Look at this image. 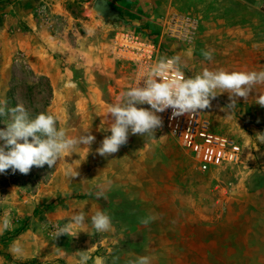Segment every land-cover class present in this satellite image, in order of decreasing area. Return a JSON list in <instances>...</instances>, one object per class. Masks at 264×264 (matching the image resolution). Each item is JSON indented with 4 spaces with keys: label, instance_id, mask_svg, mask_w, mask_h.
<instances>
[{
    "label": "rangeland",
    "instance_id": "rangeland-1",
    "mask_svg": "<svg viewBox=\"0 0 264 264\" xmlns=\"http://www.w3.org/2000/svg\"><path fill=\"white\" fill-rule=\"evenodd\" d=\"M92 5L86 6L85 11V5L79 0H65L61 3L62 11L51 14L45 3L39 2L37 6L41 10L36 13V29L22 19H4V22L0 19V102L6 101L8 108L22 104L33 117L42 112L51 114L57 121V129H65L70 137L84 135L89 129L96 137L90 151L86 145L77 146L74 153L51 169L45 165L33 167L27 175L18 171L13 174L11 169L0 174V220L7 215L11 222L9 230L0 233V264H3V242L15 239L26 230L42 234L57 249L72 256L87 251L84 254L91 257L87 264H94L98 256L103 264H130L136 259L129 260L112 242L118 229L136 246L144 234L159 235L164 228L170 230L167 234L173 239L182 232L180 227L190 230L195 218L199 219V227H209L216 222L217 214L229 210L232 219L237 221L233 223L237 232V223L245 211V192L256 189L263 194L247 199V234L261 239L260 235H264V164L258 171L254 163L249 165L246 154L256 160L264 145H255L253 141L245 147L236 134L239 121L224 120L216 124V132L241 144L242 162L208 172L199 170L188 152L164 127L155 135H129L127 143L115 154L102 157L96 153L105 135H110L100 130L107 107L116 103L120 93L140 83L155 59L164 53L158 46L154 49L152 40L137 34L129 24L105 22L92 10ZM2 11L5 9L0 0V16ZM174 13L202 20L191 10H175L171 14ZM34 31H37L36 36ZM37 34H40L41 44L49 47L45 51L38 48ZM197 36L198 32L195 39ZM45 69L53 79L42 72ZM70 81L77 86L66 88L65 84ZM235 119H239L238 115ZM6 122V117L0 118V129ZM247 132L252 137L257 134ZM65 170L70 173L86 170L96 180L95 191L78 192L71 197L52 194L49 184L53 185ZM129 170L146 182L140 178L138 183L130 182L131 185L126 186L122 183L126 179H120ZM159 175H162L160 179ZM155 180L165 191L161 200L157 193L143 195L145 200L140 199L137 189L159 186ZM152 192L155 191L152 189ZM98 193L103 194L99 199ZM40 197H43L41 202ZM69 198H74L76 204L68 203ZM86 198L110 215L112 230L97 233L89 217L83 226H74L69 235L55 240V226L67 224L71 217L67 215L73 209L86 214V206L80 205ZM148 217L153 219L147 225L141 223ZM259 242L249 241V246L259 245ZM261 245L264 249V243ZM79 260L80 255H77L73 264H79ZM57 262L64 264L63 260Z\"/></svg>",
    "mask_w": 264,
    "mask_h": 264
},
{
    "label": "crops",
    "instance_id": "crops-1",
    "mask_svg": "<svg viewBox=\"0 0 264 264\" xmlns=\"http://www.w3.org/2000/svg\"><path fill=\"white\" fill-rule=\"evenodd\" d=\"M63 1L65 0H1L5 11H2L0 19L2 22L4 19H22L36 29V13L41 10L37 6L39 2H44L48 12L52 14L62 11L61 3ZM79 1L85 5V11H87L86 6L94 5L96 0ZM106 1L120 13L123 23L134 27L137 34H142L154 41L160 49H163L165 55L180 57V64L188 77L201 72L204 68L224 69L226 71H258L264 69V0ZM175 10H191L202 19L198 36L192 43H183L165 37L166 18ZM87 16L90 18L88 14ZM37 31H34L35 36ZM37 36V38L33 37L38 40V48L45 51L49 47L41 44L39 41L40 34ZM49 43L52 44L53 41L49 40ZM208 50L213 52L211 61L206 60L202 55L203 51ZM39 66L44 67L45 64ZM42 72L53 79L48 69ZM256 91H264V89L258 87ZM255 95V92L250 94L247 101L244 98H237L236 111L230 115L222 110L230 103L227 93L212 100V107L207 109V115L213 122L214 130L217 131L216 124L220 125V122L224 120L231 123L239 121L236 134L245 147L251 145L253 141L255 145L256 143L264 145V143L257 142L256 136L252 137L247 132L251 130V132L264 133V107L255 103ZM236 115L239 119H235ZM188 154L192 157L190 153ZM249 156L251 155L247 153V162L249 165L254 163L259 171V167L264 164V149L260 148L256 160ZM158 157L160 159V156ZM73 173H75L74 170L71 173L67 170L61 172L53 185L49 184L51 193H60L63 197H71L78 192L84 194L95 191L93 187L96 180L86 170L80 171L77 177L71 178ZM124 173L120 180L126 179L122 181L126 186H130V182L138 183L140 178L146 182L142 176L133 175L130 170ZM161 177L162 175L158 176L159 179ZM157 180H155V184L159 186L154 188L153 186H140L137 189L136 193L141 195L140 199L145 200L143 195L157 193L161 200V195L165 191L162 190V186ZM152 189L155 192H152ZM245 193L247 194V197L243 199L245 214L241 213V216L247 223L241 218L239 224L237 223L239 225L237 232L236 226L233 225L237 221L232 219L231 211L222 210L223 213L217 214L216 222L209 227H199L197 224H200L199 219L195 218L191 222L190 230L180 227L179 230L182 232H178L173 239H170L167 234L170 233V230L164 228L163 233L161 232L159 235L148 234L146 236L144 234L139 239V244L133 246L131 238H126L122 233L123 230L118 229L112 242L118 245L120 251L129 260L140 256H149L151 264H264V249L262 245L260 246L264 243V235L259 234L262 237L258 239L256 235L247 234L248 219L246 217L249 214L247 199L254 196L257 198L263 193L260 189ZM40 198L39 202L43 200V197ZM76 202L74 198L68 200V203L73 205ZM80 205H85L87 208L85 209L86 219H89L94 214L93 210L96 211L97 209L90 198L83 200ZM74 213L75 210L73 209V212H70L67 217ZM180 220L183 222L182 219ZM114 222L118 223L116 220ZM85 227L87 230V226ZM247 235L250 236L249 239ZM249 241L259 242V245L255 243V245L249 246ZM15 249L20 251L17 253L14 251ZM80 253L72 256L64 250L57 249L56 245L51 241L48 242L42 237V234L30 230H26L15 239L3 242V264L13 262L17 264H60L57 262L60 260H63L64 264H73Z\"/></svg>",
    "mask_w": 264,
    "mask_h": 264
},
{
    "label": "clouds",
    "instance_id": "clouds-1",
    "mask_svg": "<svg viewBox=\"0 0 264 264\" xmlns=\"http://www.w3.org/2000/svg\"><path fill=\"white\" fill-rule=\"evenodd\" d=\"M206 60L213 59L212 50L203 51ZM74 82L65 84L66 88H75ZM264 69L253 71H226L204 68L201 72L186 77L180 66V57L161 58L154 64L140 83L120 93L117 101L107 107L101 131L105 135L100 146L95 150L102 157L115 154L128 141L129 135H155L163 127L159 113L172 109V117L188 114L190 117L212 107V100L227 93L230 103L223 111L229 115L236 110L237 98L248 100L250 94L256 93L255 103L264 107ZM148 105V108L141 107ZM6 117L5 127L0 129V174L11 169L27 175L33 167L49 169L75 152L77 146H90L96 137L90 129L79 137H70L63 128L57 129L55 117L47 113H38L34 117L22 105L8 108L7 102H0V118ZM257 142L264 143V133L256 134ZM88 151V152H89ZM88 154V153H87ZM78 172L71 178L77 177ZM103 194L98 193L97 199ZM91 224L97 233L110 232L112 219L110 215L96 209L91 215ZM153 217L145 218L141 223L147 225ZM86 214L75 212L64 226H55V240L61 235H69L74 226L85 224ZM7 215L0 220V233L10 228ZM19 252V249H15ZM81 251L79 264H87L91 257ZM94 264H103L101 257H96ZM130 264H151L149 256L137 257Z\"/></svg>",
    "mask_w": 264,
    "mask_h": 264
},
{
    "label": "built area",
    "instance_id": "built-area-1",
    "mask_svg": "<svg viewBox=\"0 0 264 264\" xmlns=\"http://www.w3.org/2000/svg\"><path fill=\"white\" fill-rule=\"evenodd\" d=\"M200 21L194 17L178 13L169 15L165 21V37L183 43H192L199 29ZM152 47L155 49V42ZM151 47V46H149ZM171 58L161 55L155 59L151 67L161 58ZM184 70L183 66L180 64ZM151 69V68H150ZM186 77L187 74L185 72ZM206 110L190 117L184 114L172 117V109L159 113L164 129L178 142L179 146L192 155L199 170L208 172L224 165H237L242 162L243 149L234 138L217 133L213 123L208 118Z\"/></svg>",
    "mask_w": 264,
    "mask_h": 264
},
{
    "label": "water",
    "instance_id": "water-1",
    "mask_svg": "<svg viewBox=\"0 0 264 264\" xmlns=\"http://www.w3.org/2000/svg\"><path fill=\"white\" fill-rule=\"evenodd\" d=\"M92 8L105 22H124L120 13L113 9L106 0H96Z\"/></svg>",
    "mask_w": 264,
    "mask_h": 264
}]
</instances>
